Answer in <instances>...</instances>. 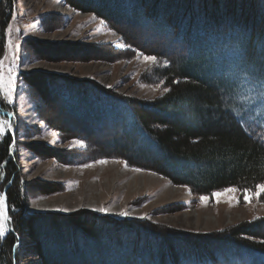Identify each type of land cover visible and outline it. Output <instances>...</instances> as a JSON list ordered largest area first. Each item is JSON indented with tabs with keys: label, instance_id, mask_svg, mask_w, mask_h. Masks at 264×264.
Returning <instances> with one entry per match:
<instances>
[{
	"label": "trees",
	"instance_id": "16d2710c",
	"mask_svg": "<svg viewBox=\"0 0 264 264\" xmlns=\"http://www.w3.org/2000/svg\"><path fill=\"white\" fill-rule=\"evenodd\" d=\"M178 1L165 0L163 7L161 0H64L72 9L102 19L141 53L163 60L165 65L152 73L168 91L152 101H137L88 80L48 77L47 100L60 105L48 112L63 124L57 130L64 138L86 143L83 149L62 148V152L82 155L86 161L90 153L109 154L131 166L153 169L200 195L228 186L253 190L264 183V135L253 122L254 132L249 130L245 112L232 117L226 110L239 107L251 114L261 103V99L252 104L237 101L233 90L240 80L264 82V0ZM14 3L0 0V56ZM152 34L153 39H145ZM164 39L170 42L169 51L163 48ZM192 40L196 42L191 45ZM189 46L196 48L178 59L175 53ZM212 58L218 60V70L225 71L213 70L208 64ZM180 113L193 119L185 120ZM115 116L127 123L121 124L124 130L115 123L112 142L106 143L108 127L99 120ZM67 118L84 124L76 130ZM6 132L0 138V187L4 185L1 192L10 217L6 227L11 231L0 237V264H18L24 234L31 237L40 264H78L89 250L93 253L85 257L87 264L92 260L96 264H264V216L193 237L145 220L90 212L25 214L28 186L21 182L11 150L13 139ZM140 135L148 139L146 145H137ZM259 229L262 233L255 234ZM105 247L115 251L105 255Z\"/></svg>",
	"mask_w": 264,
	"mask_h": 264
},
{
	"label": "rangeland",
	"instance_id": "374dc122",
	"mask_svg": "<svg viewBox=\"0 0 264 264\" xmlns=\"http://www.w3.org/2000/svg\"><path fill=\"white\" fill-rule=\"evenodd\" d=\"M161 2L164 7L165 0ZM9 24L10 35L7 32ZM8 25L3 31L4 51L0 56V59L8 56L5 69L13 61V48L9 47V40L13 46L20 44L21 49L15 54L18 72L11 102L0 93V120H5L11 125L7 130L13 139L11 150L18 162L21 182L28 186V194L26 193L23 202L25 214L85 215L90 212L101 217L145 220L149 224L164 225L166 229L177 234L193 237L219 233L226 228L241 226L264 216V198L261 197L246 203L238 193L239 203H216L215 199L211 198V193L202 194L210 197L205 205L199 202L200 194L195 193L189 186L175 184L167 176L153 169L139 168L141 171L138 172L134 170L137 167L128 163L126 168L125 161L109 154L95 156L90 153L91 157L86 161L82 155L62 152V148L83 149L86 143L84 142L83 146L76 145L74 141L81 139L64 138L57 130L58 125L63 124H57L58 122L54 121L55 114L49 115L48 112L49 107L54 109L55 105H60L55 100H47V92L51 89L45 84L48 77L88 80L133 100L152 101L166 89L161 80L153 77L152 71L163 67L165 63L163 60H157L155 65L146 63L143 56L152 54L141 53L128 45L121 34L108 27L102 19L74 10L64 0H15ZM144 37L146 40L154 38L153 34ZM194 42L196 40H192L190 44ZM162 44L164 50L169 51L170 42L164 39ZM195 48L196 46L186 47L184 52L175 55L178 59L187 58ZM212 49L215 56L217 52L214 47ZM216 61L218 62L212 58V61L208 62L213 70L219 68ZM224 64L228 65L226 62ZM220 71L225 70L217 72ZM255 81H237L240 83L233 90V98L237 101L241 98L245 103L252 104L261 99V103L253 108V112L247 114L248 110L239 107L231 112L227 108L226 111L232 117L242 113L241 111L245 112L244 121L247 119L249 122V130L254 132L253 122L259 126V133L264 135V82ZM92 86L94 85L91 84L90 87ZM87 87L89 85L85 84L84 88ZM178 116L184 117L185 120L193 119L186 114L180 113ZM67 119L72 121L67 124L75 127L74 129L84 124L78 119ZM67 119H63V122L68 121ZM102 121L108 127L105 140H110L106 143L112 142L111 135L115 131V123H119L118 126H125L127 123L118 116L105 120L102 117L99 123ZM122 126L120 130H124ZM98 127L101 128L100 125ZM118 130L117 128L116 131ZM144 135L137 136V145L147 144L148 139ZM92 149L103 152L96 146H92ZM101 159H106L108 163H97ZM2 188L4 185L0 187V194ZM98 208H106L108 213L95 211ZM122 210H127V217L116 214ZM145 214L148 219L138 218ZM254 233L262 232L259 229ZM20 239V250L16 255L18 264H40L34 253L31 237L24 234ZM247 239L257 242L254 238ZM113 250L114 248L108 247L104 250L105 255H110ZM90 252L92 251L85 253L78 264H87L84 259L91 257ZM96 263L98 261L92 260L89 264Z\"/></svg>",
	"mask_w": 264,
	"mask_h": 264
},
{
	"label": "snow or ice",
	"instance_id": "6c2138e0",
	"mask_svg": "<svg viewBox=\"0 0 264 264\" xmlns=\"http://www.w3.org/2000/svg\"><path fill=\"white\" fill-rule=\"evenodd\" d=\"M19 31V29H17ZM7 32L9 35L11 34V24L8 25ZM9 47L13 48L12 56L13 61L9 66L5 69V60L8 59V56H4L2 59H0V93H3L11 102L12 100V94L16 87V81H17V66L15 62V54L17 51L21 49L20 44H16L15 46L12 45L11 40H9ZM121 47H124V45H121ZM143 59L146 63H152L153 65L157 64V57L154 55H144ZM178 82V81H176ZM111 87V86H109ZM165 91H168V89H165ZM11 127V125L5 121L0 120V136H4L6 134V131ZM82 140H75L74 144L83 146ZM119 162V161H118ZM99 164H107L108 161L106 159H101L97 161ZM91 166V165H86ZM125 167H128L127 162H125ZM135 171H141V169L136 168ZM239 193V196H242L244 201L246 203H250L253 199H259L262 195H264V184H257L255 186V191L245 188L243 190L239 189L235 186H230L227 188H224L219 191H214L211 193V198L215 199L216 203L220 202H227L231 203L232 201H236L239 203V196L237 195ZM191 194V191L189 192ZM210 197L207 195H200L199 196V202L202 204H207L209 202ZM58 211H67V209H57ZM95 211H99L102 213H108V209L106 208H98L95 209ZM120 216L127 217L128 212L127 210H122L119 213H116ZM139 219H148L149 217L145 214L140 217ZM10 220L9 214H8V205L6 203V197L3 194H0V237H4L6 232L11 231L6 227Z\"/></svg>",
	"mask_w": 264,
	"mask_h": 264
},
{
	"label": "bare ground",
	"instance_id": "6f19581e",
	"mask_svg": "<svg viewBox=\"0 0 264 264\" xmlns=\"http://www.w3.org/2000/svg\"><path fill=\"white\" fill-rule=\"evenodd\" d=\"M86 138H87V137H86ZM79 159H80V158H79ZM103 192H104V191H103ZM100 194H102V195H103V193H100ZM104 194H106V192H104ZM102 195H101V196H102Z\"/></svg>",
	"mask_w": 264,
	"mask_h": 264
}]
</instances>
